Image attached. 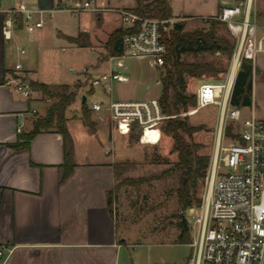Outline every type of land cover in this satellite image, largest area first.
I'll use <instances>...</instances> for the list:
<instances>
[{
  "label": "rangeland",
  "instance_id": "rangeland-1",
  "mask_svg": "<svg viewBox=\"0 0 264 264\" xmlns=\"http://www.w3.org/2000/svg\"><path fill=\"white\" fill-rule=\"evenodd\" d=\"M228 1L231 4L240 0ZM135 2L136 0H124L126 5H133ZM172 2L175 13L196 15L188 17L184 22V30L192 31L209 27V24L198 16L208 13L217 14L218 3H222V0H172ZM96 6L94 2L92 6L77 13L56 6L58 10L53 11L52 16L46 15V23L41 31L36 29L29 32L24 27L23 41L20 42V48L25 50L23 55L29 56L35 76L39 80L50 83L57 89L61 88L62 82H75L70 85H78L77 101L70 105L67 114L80 117L90 129H95L105 122L98 121L91 111L90 119L93 124H87L83 118L82 108L77 107H81L82 92H88L87 105L104 97L101 86L91 85V79L97 73L109 69L122 70L128 79L112 83L113 98L140 100L161 96V76L164 71L163 66L157 64L151 56H126L123 59L124 64L119 65L118 58L111 57L108 50H106L107 54L103 52V47L107 49L108 36L105 35L107 34L105 31H110L116 26L119 21V10L131 9L103 6L99 13L104 9L106 11L101 14L102 20H100ZM252 9L256 11L259 28H263L264 0H252ZM49 13L48 11L46 14ZM80 26L87 27L90 32V35L81 32L82 42H89L90 37L95 39L97 34H102L101 38L95 40L94 44L90 41V46H79L60 34V30L68 34H77ZM170 28L171 21L168 22L166 31ZM219 32L234 38L225 22L219 25ZM183 58L214 62L222 60L228 66L227 71L218 74L188 77L189 94L196 93L197 86L204 80L219 82L228 80L231 61L228 62L226 56L220 55L219 52H191L184 54ZM263 66L264 52L260 53L257 59L253 81V104L252 107L243 108L245 116L251 114L254 105L256 115L264 119V71L261 72L259 68ZM39 96L47 105L56 99L47 100L40 93ZM219 112V105L209 104L197 110L195 106L190 107L180 113L182 117L187 115L191 124L203 125V128L193 135H185L188 141L201 144L199 153H208L212 156L214 152ZM82 121H79L80 125ZM112 133V140H107V144L114 148L113 156L124 161L116 165L115 182L109 192L112 191L114 197L112 214L127 240L124 247L126 264L186 261L193 252L190 242L195 237V230L189 215V207H183L178 201L177 189L180 186L181 172L175 168L178 155L173 150V137L163 133L159 142L152 143L141 139L139 129L121 134L117 131L113 132L110 128L109 135ZM93 148L92 151L98 156L104 153V149L101 150L97 144ZM207 187L208 175L199 178L196 182V193L202 201ZM201 204H193V206L198 207ZM185 219L189 225L190 242H183L180 237L181 225Z\"/></svg>",
  "mask_w": 264,
  "mask_h": 264
},
{
  "label": "crops",
  "instance_id": "crops-1",
  "mask_svg": "<svg viewBox=\"0 0 264 264\" xmlns=\"http://www.w3.org/2000/svg\"><path fill=\"white\" fill-rule=\"evenodd\" d=\"M21 1L30 9L50 12L58 10L56 6L61 3L74 6L84 0H0V264H126V236L107 202V193L116 178V165L124 161L113 156L114 148L107 144L113 135H109V125L103 123L90 129L80 117L66 112L75 167L65 179L62 133L56 129L44 130L37 133L28 145H15L21 141V134L30 131L34 120L44 116L49 107L39 92L34 91L26 97L16 88L15 81L19 79L44 82L35 76L29 56L25 57L24 48H20L24 37L23 20L19 22L17 19L10 30L4 29L8 20L13 18L8 10ZM169 1L173 14L170 19L185 22L188 17L196 16L175 13L174 3ZM94 2L100 20L106 11L99 13L103 6L131 9L137 4V0L133 5H126L124 0ZM225 4L230 2H219L218 11ZM253 14L257 20L256 11L253 10ZM212 15L216 13L198 17L204 19ZM262 24L260 31L264 29V22ZM120 26L123 25L119 15L116 26L105 31L106 41ZM80 32L90 35L85 26H80L77 34L60 30L67 39ZM101 36L90 37V41L94 44ZM103 48L107 54L106 47ZM18 63L20 69L16 68ZM259 68L264 71V66ZM83 95L88 98V92H82L81 107L77 108H82ZM33 108L37 109L36 114L32 113ZM79 121H82L81 125ZM96 144L104 149V155L94 154L92 150Z\"/></svg>",
  "mask_w": 264,
  "mask_h": 264
},
{
  "label": "built area",
  "instance_id": "built-area-1",
  "mask_svg": "<svg viewBox=\"0 0 264 264\" xmlns=\"http://www.w3.org/2000/svg\"><path fill=\"white\" fill-rule=\"evenodd\" d=\"M93 3L94 0H84L74 6L61 3L60 8L77 13ZM8 12L13 14V18L4 25L5 30H10L21 14L24 27L33 32L44 26L46 15L51 16L53 10L46 14V10L30 9L21 1ZM119 15L122 25L129 31L122 39V54L111 57L118 58L119 65H123L126 56H151L163 66L167 51L163 33L168 22L171 21L172 27L176 21L146 17L127 9L119 10ZM211 17L228 25L235 38V48L228 80H204L196 90V110L217 104L220 112L214 152L207 172V191L201 206L189 207L195 230V237L190 242L193 252L184 262L150 264H264V119L259 118L253 108L251 114L245 116L244 107L233 106L230 102L243 59L252 60L255 66L259 54L264 52V29L259 30L252 0L225 4L219 13L206 16L204 20ZM16 68L20 69L21 64L18 63ZM127 79L128 76L120 69H109L92 77V87L101 86L104 97L89 106L91 111L98 121L108 123L113 131L127 134L137 127L142 140L144 136L157 132L159 142L163 134L162 123L176 114L167 115L163 111L160 97L140 100L113 98L112 83ZM15 83L17 90L26 97L34 92L24 79ZM32 113L36 114L37 109L33 108Z\"/></svg>",
  "mask_w": 264,
  "mask_h": 264
},
{
  "label": "trees",
  "instance_id": "trees-1",
  "mask_svg": "<svg viewBox=\"0 0 264 264\" xmlns=\"http://www.w3.org/2000/svg\"><path fill=\"white\" fill-rule=\"evenodd\" d=\"M132 11L146 16L169 20L172 18V6L169 0H137ZM22 22V15H18ZM208 28H198L192 31L184 30V22L176 21L169 31H164L167 45L165 63L163 65L161 83L162 91L160 101L163 111L169 117L162 123V132L174 139L173 150L177 152L178 160L175 168L181 172L180 186L177 189L178 201L183 207L193 204H201L202 198L197 196L195 185L199 178L207 175L211 161L208 153H199L201 144L188 141L186 134L193 135L194 132L203 128L202 124L194 125L188 121V116H181V112L187 111L197 104L196 93L187 92L188 77H201L203 75L218 74L225 72L228 66L222 60L196 61L186 60L184 54L197 52H210L226 56L231 61L235 48V39L227 34L219 32V25L224 23L219 18L211 17L205 20ZM129 28L120 26L113 30L106 42L108 54L118 56L123 52L122 39ZM81 32L77 36H68L70 41L79 46H90V43L80 40ZM256 67L250 59H243L231 92L230 102L239 108L248 107L253 104V81ZM29 85L33 91L39 92L42 97L56 98L44 116L34 120L33 128L21 134V141L16 146L28 145L31 139L44 130L56 129L62 133L65 143L64 179L74 170L72 138L67 126L66 112L68 107L76 101L78 85L62 84L60 89L45 82L30 79ZM93 92V91H92ZM83 118L87 124L92 125L90 119L91 109L87 103L82 104ZM138 129L134 127L131 131ZM114 197L112 191H108L107 202L112 213ZM181 241L190 242L189 225L185 221L181 225Z\"/></svg>",
  "mask_w": 264,
  "mask_h": 264
},
{
  "label": "bare ground",
  "instance_id": "bare-ground-1",
  "mask_svg": "<svg viewBox=\"0 0 264 264\" xmlns=\"http://www.w3.org/2000/svg\"><path fill=\"white\" fill-rule=\"evenodd\" d=\"M157 139H158V133L157 132L150 133L149 135L144 136V141H146V142L155 143V142H157Z\"/></svg>",
  "mask_w": 264,
  "mask_h": 264
},
{
  "label": "water",
  "instance_id": "water-1",
  "mask_svg": "<svg viewBox=\"0 0 264 264\" xmlns=\"http://www.w3.org/2000/svg\"><path fill=\"white\" fill-rule=\"evenodd\" d=\"M86 99H87L86 95H83V98H82V103L83 104L86 103Z\"/></svg>",
  "mask_w": 264,
  "mask_h": 264
}]
</instances>
